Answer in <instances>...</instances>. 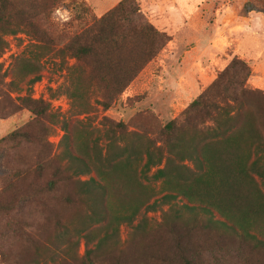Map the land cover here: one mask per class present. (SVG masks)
I'll list each match as a JSON object with an SVG mask.
<instances>
[{
	"label": "trees",
	"instance_id": "obj_1",
	"mask_svg": "<svg viewBox=\"0 0 264 264\" xmlns=\"http://www.w3.org/2000/svg\"><path fill=\"white\" fill-rule=\"evenodd\" d=\"M3 1H0V22L5 8ZM60 1L29 0V5L36 14H48ZM169 39L170 35L158 30L141 12L136 0H119L74 34L61 51L76 60L65 64L68 71L73 74L79 68L78 75L94 74L102 83L104 99L99 103L106 107ZM84 60L92 62L88 70L79 65ZM250 74L249 62L232 57L178 115L161 126L157 140L160 144L151 141L143 150L124 144L112 156L108 146L104 153L97 149L90 159L86 144L73 143L65 149L68 166L50 163L49 156H43V151L47 154L46 138L53 129L41 120L48 114V103L24 97L23 103L32 119L0 141L19 139L41 148L34 165L29 163L18 169L0 190V213L13 211L26 199L36 201L55 229L71 243L59 208L83 207L85 226L77 233L82 232L85 253L77 261L69 257L55 264H199L201 251L211 244L234 247L248 257L264 256V235L258 230L264 218V91L248 84ZM37 79L39 75L32 82ZM73 80L70 96L83 113L89 103H77L80 88L78 78L75 76ZM114 125L120 130L126 128L120 121ZM131 154L140 162L143 177L151 171L153 179H162L169 190L163 198L180 195L185 200L182 204L185 210L216 214L222 220L201 219L197 215L184 217L180 209L171 210V214L166 213V223H162L171 241L170 248H160L156 256L148 251L133 256L121 250L107 253V259L99 257L100 247L116 235L120 223L132 222L141 207L152 205L134 201L115 209L112 206L109 183L120 178L126 168L130 169ZM71 169L76 174L93 171L95 175L75 180L76 190L67 188L59 193L60 185L73 180ZM11 225L21 240L34 249L39 247L38 236L44 237L42 232L35 233V227L26 231L19 221ZM98 225L104 228L100 236L96 232ZM210 233L212 238L207 240ZM94 240V246H89ZM0 257L6 264H23L24 253L20 249L3 250ZM30 262L35 260L30 258Z\"/></svg>",
	"mask_w": 264,
	"mask_h": 264
},
{
	"label": "rangeland",
	"instance_id": "obj_2",
	"mask_svg": "<svg viewBox=\"0 0 264 264\" xmlns=\"http://www.w3.org/2000/svg\"><path fill=\"white\" fill-rule=\"evenodd\" d=\"M117 1L61 0L48 14L34 13L29 0L3 1L5 8L3 21L0 22V139L32 119L33 115L23 103V98L30 96L48 103V114L41 120L53 128L46 138L47 154L43 151V156L48 155L52 160L50 163L68 166L65 149L73 143L86 144L90 157L94 156L97 149L104 153L108 146L109 156H112L119 151L118 146L124 144L136 146L140 150L151 141L158 145L161 126L178 115L232 57H238L239 52L244 54L242 59L251 66L248 84L264 91V0H213L210 8L208 6L203 9L206 23L213 24L216 9L225 8L229 4L230 9L236 11L238 16H248L250 13L253 15V19L249 20L248 33L258 40L245 38L242 47V43L235 39L239 51L233 53L227 50L221 53L225 60L219 65L220 69L216 70L213 78L212 68L201 71L199 66L183 68L192 81L197 80L198 91L193 89V83L189 85L183 80L181 83L177 82L181 66H162V48L126 89L105 107L99 103L104 99L102 83L94 74L78 75L79 68L73 70V74L68 71L66 65L73 64L76 60L69 58L67 52L61 49L74 34L90 24L94 18L100 17ZM204 1L206 0H201V3ZM256 45L259 46L257 49L254 48ZM242 48L244 51H241ZM211 57L208 52H204L199 60L206 66L209 65ZM79 65L88 70L92 62L84 60ZM35 75H39V79L32 82ZM75 76L80 88L77 103H89L83 113L76 108V103L70 96ZM119 121L126 125L125 129L120 130L114 125ZM40 148L37 144L19 139L0 141V190L18 169L29 163L34 165ZM130 157V169L126 168L123 176L114 178L109 183L112 206L115 209L134 201L152 205L141 207L139 215L132 222L120 223L116 235L100 247L99 257L107 259V253L121 250L133 256L143 255L144 251L156 256L160 248H170L171 241L168 240L162 223H166V213L171 214V210L180 209L184 217L197 215L201 219L222 220L216 214L213 216L199 210H185L182 205L185 200L180 195L163 198L169 190L162 179H153L151 171L147 177H143L139 172L140 162L133 158V154ZM73 171L74 169L69 171L73 180L70 184L60 185L59 193L67 188L76 190L78 183L75 180H87L95 175L93 171L89 174H76ZM69 209L59 208L64 215L71 243L55 229L36 201L26 199L13 211L0 213V253L3 250L20 249L24 253L23 264H55L62 258L69 257L79 260L85 253L86 245L82 232H77L85 226L86 211L83 207ZM15 221H19L26 231L30 232L35 227V233L42 232L44 237L38 236L41 242L37 249L15 235L14 229L10 227ZM216 226L223 230L222 225ZM258 230L264 235V218L259 222ZM103 231L104 228L98 225V236ZM210 237L212 238L211 233L207 240ZM95 242L96 240L92 241L89 246H94ZM26 253L29 254L28 257ZM30 258L35 262L31 263ZM198 261L199 264H264V256L254 254L248 257L234 247L211 244L201 251ZM0 264H6L1 257Z\"/></svg>",
	"mask_w": 264,
	"mask_h": 264
},
{
	"label": "crops",
	"instance_id": "obj_3",
	"mask_svg": "<svg viewBox=\"0 0 264 264\" xmlns=\"http://www.w3.org/2000/svg\"><path fill=\"white\" fill-rule=\"evenodd\" d=\"M212 1L206 0L201 3V0H138L140 10L147 19L158 30L170 35V39L161 51L164 52L161 59L162 66L164 68L172 67V64L181 66L182 72L180 71L177 75V82L181 83L183 80L189 85L193 83V89L196 91L199 90L197 80L192 81L183 68L199 66L200 71L212 68L213 78L216 70L220 69L219 65L225 60L222 59L221 53L227 50L233 53L239 51L234 42L235 39L242 43V47H244L245 38L252 37L253 41L258 40L254 36H249L248 33L249 20L253 19V15L250 13L248 16H238L236 11L230 9L229 4L225 8L216 9L213 24L206 23L203 9L208 6L210 8ZM258 45L254 48L257 49ZM241 51L244 49L242 48ZM204 52L212 56L209 65L206 66H203L199 60ZM238 54L240 58L245 57L243 53ZM196 58L198 61L195 60ZM199 78H201L200 73Z\"/></svg>",
	"mask_w": 264,
	"mask_h": 264
}]
</instances>
